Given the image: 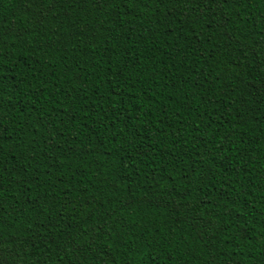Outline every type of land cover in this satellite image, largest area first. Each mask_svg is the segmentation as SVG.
<instances>
[{
	"label": "trees",
	"instance_id": "obj_1",
	"mask_svg": "<svg viewBox=\"0 0 264 264\" xmlns=\"http://www.w3.org/2000/svg\"><path fill=\"white\" fill-rule=\"evenodd\" d=\"M0 264H264V0H0Z\"/></svg>",
	"mask_w": 264,
	"mask_h": 264
}]
</instances>
